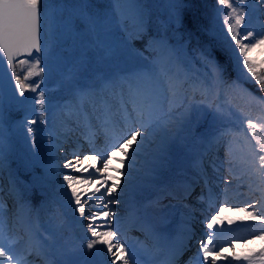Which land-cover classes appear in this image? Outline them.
I'll return each instance as SVG.
<instances>
[{"label":"rangeland","instance_id":"obj_1","mask_svg":"<svg viewBox=\"0 0 264 264\" xmlns=\"http://www.w3.org/2000/svg\"><path fill=\"white\" fill-rule=\"evenodd\" d=\"M89 1L88 4L86 0H41L47 6V12L43 17L46 34L44 51L38 55L22 58L15 65L16 74L22 80L27 75L26 84H39L40 87L36 92L27 88L30 100L24 106L21 118L12 129H8L4 122V104L0 91V201L6 207L3 212L4 245L7 247L10 240H15V236L11 234L13 227L11 228L10 223H7V217L14 220L19 218L24 221L25 232L30 231L32 242L26 244L27 238L22 237L21 242H15L12 245V254L24 256L26 264H44V260L53 264H62L69 257L77 261L84 259L83 254L87 252L86 244L90 238V230L88 223L83 222L84 220L78 223L77 216L69 209L70 190L67 189L63 176L76 177V171L66 168L65 164L75 159L73 153L86 152L82 147L87 146L90 141L99 151H103V145L112 141L110 140L111 136L118 137L115 136V132H106L108 129L106 127L105 133L95 134L94 126L89 124L100 119L102 112L105 115L110 114L105 101L107 104L118 103L121 106L120 91L117 92L116 88L112 87L114 83L120 90L118 85L124 83L125 77L150 71L157 75L166 71L173 76L180 70L182 80L188 79L190 85L197 86V90L191 88L192 90L185 94L187 104L176 111L173 124L166 130H157L154 135L150 136L140 147L135 159L130 158L137 145H133V149L128 150L129 156H125V158L128 161H135V163H143L150 169V172L140 170L132 165L126 167L120 165L122 168L120 173L132 171L136 176L147 177L146 181L137 183L144 189V194L141 197L143 214L148 218V221L144 222L145 229L161 230L169 225L167 215L170 205L167 203L152 204L148 203V200H151L156 193L162 192L174 175L171 163L172 153L191 151L203 136L207 138L203 151L206 148L212 150L211 138L229 131L231 134L225 135L224 147L222 148L217 143L214 152H211L213 156L218 154L220 157L211 158L209 155L208 157L213 163L234 158L232 166L225 164L220 167L218 164V167L223 168L224 173H235V168H239L238 178L235 180L239 183L238 188L250 186L249 190L253 196V203H255L254 207H247L248 212H254L257 215L264 213V181L260 179V174L264 170L258 168V156L264 155V153L257 151L256 139L239 129V121L244 116L251 119L261 117L264 123V104L250 101L244 92L247 90L255 97H260L244 82V79L249 78L251 74L243 65V56L239 54V49L236 47L235 41L231 40L227 26L224 24V17L229 10L225 6L219 5L216 0L214 24L217 25L222 39L231 47L232 62L237 72L236 80L224 82L216 78L211 69L204 65L201 58L202 51L190 49L184 42H171L166 36H158L146 38L143 48L137 46L134 40H140L142 33L146 32L148 27V10L142 7L138 0ZM55 2L57 3L55 4ZM160 7L164 11L158 18L164 20V17L168 15L171 22L177 27L179 23L176 20L175 0H161L155 4L156 9ZM260 7H264V3L259 5L248 3V8L251 10V13L249 12L251 23L249 24L246 20L245 25H241L242 33L246 25L257 34L264 33V15L259 11ZM140 16L143 19L142 28L137 27ZM137 32L140 35H135ZM248 42V40L244 41V43ZM33 57H39L41 60L40 67L43 68L41 75L28 76L29 68L35 63ZM248 57L251 61L260 60L264 64V45L251 49ZM21 61H25V63H21ZM60 87H64L67 93L65 107L57 105L49 95L52 89ZM81 87H85L95 95L90 105H88L89 103H80ZM40 91L45 93L43 109L35 102ZM211 103L217 105L214 110L210 109ZM128 108L131 110L130 104ZM120 113H122L121 107L117 115ZM33 120L36 123H32ZM68 125H74V127L68 129ZM29 127L33 129L32 133L28 132ZM42 127H44V132L41 131ZM88 130L94 133L95 138H98L97 141L84 137ZM117 133L122 134L121 130H117ZM13 140L21 147L22 163L26 171L29 172L34 165L40 164L46 172L45 179L40 180L33 177L32 184L39 192L50 195L54 199L56 207L53 208L43 203L35 209V216L29 214L26 202H22L20 194L17 193L20 182L11 179L3 172L8 163L6 153ZM163 141H167V144L160 151L159 147L162 146ZM59 146L63 148L58 149ZM229 147L239 149V151L233 154L228 153ZM115 152L123 154L120 151ZM69 155L72 157H67ZM62 157L67 160L60 161ZM150 158L156 160L154 165H146ZM56 161L62 164L60 169L52 168L46 164ZM196 161H199L203 171L204 167L211 171L214 169L213 166L203 164L199 151L191 157L190 162L180 172L184 179L189 178V169ZM212 177H217V174L214 173ZM128 181L133 182L134 180L129 178ZM122 186L124 184H120L112 195L115 194L118 198L122 197L118 192V190H123ZM76 187L79 189L81 185L77 184ZM254 187L257 189L254 190ZM102 190L104 188H101V192L97 193V196L102 194ZM94 191H90L89 194ZM199 191L201 190L199 189ZM7 195L14 196L11 207L6 201ZM243 195L244 193L241 192L239 197ZM210 201L211 203L218 202L217 195H212ZM196 202L203 206L204 210L207 209L200 199L196 198ZM118 205L119 207L123 206L120 202ZM95 207V204L85 207L84 217ZM190 208L188 206L187 210L191 211ZM141 214L142 212H138L137 216L140 217ZM199 217L203 219L201 213H199ZM159 221L162 222V225ZM177 222L176 220L175 225L178 226ZM235 225L237 226L235 229L237 238L249 236L255 241L254 246L245 249L243 253L251 254L258 250L255 256L256 260L253 262L264 264V258L261 257L264 241L259 238L264 234V223L260 220L246 218L235 222ZM117 229L118 226H115L114 230ZM122 237L126 239L124 235ZM45 239L52 241L49 252L43 248L42 243ZM206 240L208 241V239ZM135 243L132 240L126 242V247L131 253L134 251ZM232 243L234 246L236 245L235 240H232ZM256 244L258 245L257 250ZM23 245L25 248L22 247ZM215 246L212 243L211 247ZM69 250L74 251L70 252ZM34 252H39L40 262L36 259ZM230 252L231 249H227V254ZM201 254L203 255L202 252ZM5 264H7L6 261Z\"/></svg>","mask_w":264,"mask_h":264},{"label":"snow or ice","instance_id":"obj_2","mask_svg":"<svg viewBox=\"0 0 264 264\" xmlns=\"http://www.w3.org/2000/svg\"><path fill=\"white\" fill-rule=\"evenodd\" d=\"M255 3L257 5L264 3V0H218L219 5L225 6L227 11L224 17V24L227 26V32L231 36V40L235 41L236 47L239 49V54L243 56V65L247 68V71L251 73L256 82L260 85V90L264 91V75L258 72L257 65L254 61H251L248 57L251 49L264 45V33L257 34L254 30H251L245 26L243 33L241 32V25H245L246 20L250 24L248 3ZM41 0H0V64H2L4 57L7 59V66L12 69L11 76L15 80V87L19 91L21 96H24L26 88H29L32 92H36L40 87L39 84L28 85L25 83L27 76L24 80L16 74L14 67V59L20 55L32 56L33 51L40 53L43 51L41 43ZM184 7L182 2H178L176 5V20L179 23L181 21L180 8ZM259 11L264 15V7H260ZM138 28L143 27L142 16L139 17ZM234 21V22H233ZM135 35H140L137 32ZM134 35V38H135ZM248 40V43H244ZM201 58L204 65L211 69L212 74L220 79L223 76L224 69L216 62L213 53L210 49H206L201 53ZM35 63L31 65L28 71V76L41 75L43 68L40 67L41 60L39 57H33ZM25 63V61H21ZM120 88L119 95L121 97V112L124 114L126 120L130 123L138 125L129 129L125 133L122 143H115L112 145L115 151H120L124 156H129V149H133V145H137L131 153L130 159H135L137 152L140 151V147L144 145L145 141L154 135L157 130H166L173 124L175 119V113L181 107L187 104L186 92L191 87L193 90H197L195 84L189 85L188 81L182 80L178 75L172 76L166 71L154 74L151 71L147 73L133 74L124 78V83L118 85ZM112 87L115 89L117 85L114 83ZM244 92L249 97L250 101L264 104V97H255L252 93ZM126 97V99H125ZM183 97V98H182ZM41 109L45 107V93L40 91L35 101ZM107 106V101H105ZM131 105L129 110L128 105ZM219 111V109H217ZM242 111V110H241ZM110 112V109H109ZM32 123H36L35 120ZM264 128V124H256L252 120H248V128L251 131V136L256 139L257 151L264 153V138H257V128ZM28 132L32 133L33 129L28 128ZM229 132H225L222 135H230ZM139 138V140H138ZM127 145V147H125ZM115 151L111 152V156L115 155ZM76 157V165H73L71 161L65 164L66 168H70L71 171H80L77 167L80 165V157L78 153H73ZM255 155V153H254ZM97 156L102 157V168H96L90 177L84 178L75 177L71 175H64L63 180L67 184V189L70 190L69 204L73 206V211L79 213L80 217L85 216V205L90 202H95L97 208L101 206L106 210H98L90 212L91 219L88 223V229L90 230V238L86 244L88 250L84 253L85 259L74 260L71 257L64 260L62 264H90L87 257L91 256L92 250L96 248V245H104L107 249V254L112 257L110 264H137L136 252L133 251L131 256L127 255L125 244L119 241L113 242L116 232L112 230L111 219L115 215L110 209L109 205L117 203L116 199L108 200L105 202V196H111V194L118 187L117 184H113L111 187L105 188L107 180H104L99 187L95 188L94 192L90 194L79 190L76 185L83 184L87 186L89 180L93 178L96 173L101 171H107L109 169L110 156L105 153H97ZM96 157H85V159H95ZM122 164L123 160L120 161ZM231 164V160L228 161ZM89 167H94L89 165ZM258 168L264 170V155L258 156ZM83 171H88V168H84ZM119 171V170H118ZM109 179H111L109 177ZM261 181H264V172L260 174ZM101 188H105V192L97 196V193L101 192ZM87 195V199L83 197ZM254 207V205H252ZM239 211H247L246 208H240ZM5 207L3 202L0 201V264H26V258L24 256H15L12 254V245L16 242L10 240L6 247L3 243L5 239L4 233V220L3 212ZM220 211L211 217V220L207 223L208 229H213L217 223H222V212ZM100 217H104L105 224H96V220ZM251 220H260L264 223V213L254 214V212H248V217ZM232 223V221H229ZM107 228L106 231H101V228ZM264 241V234L259 237ZM213 242L212 233H208L207 243L200 242V251L203 253L202 258L197 255V264H209V257L213 256L214 249L211 247ZM115 249V251H114ZM101 251L100 249H96ZM74 251V250H69ZM261 257L264 258V249L261 250ZM217 258H223L227 260V257L213 256L211 264H216ZM233 259L239 261L243 259L248 261L249 264H253L252 256L245 255L243 257L236 255Z\"/></svg>","mask_w":264,"mask_h":264},{"label":"bare ground","instance_id":"obj_3","mask_svg":"<svg viewBox=\"0 0 264 264\" xmlns=\"http://www.w3.org/2000/svg\"><path fill=\"white\" fill-rule=\"evenodd\" d=\"M120 120L123 122H127L125 117L122 115L120 116ZM135 125L133 124L134 128ZM130 128V129H131ZM84 137L92 139L94 137L93 133L90 134L89 132L84 135ZM125 136H122L120 139L115 140L113 144L115 143H122L123 138ZM139 140V138H138ZM112 144V145H113ZM167 144V141H163L162 146L159 147V150L162 151L163 147ZM127 147V145H125ZM103 151H99L96 149V147H88L85 148L86 152L78 153L80 157V165H77L81 170L76 171V177H81L83 176L84 178H88L91 176V174L95 171L96 168H102V157L97 156V153H105L110 156V163H109V169L107 171H101L99 173H96V175L91 178L87 184V186L80 184L81 187L79 190L83 192L89 193L92 190H95L96 187H98L101 183H103L104 180H107V184L105 188L112 186L113 184H117L119 188L120 184H124L122 186L123 190H118L119 193L122 194V197L118 198L115 194L111 196H105V202L107 203L108 200L111 199H116L118 202L114 204L109 205V209L115 214L113 218L111 219V225H112V230H114V227L117 226L118 224H125L127 221L122 218L128 219L129 221H132L133 223H138L140 222L139 218H137L138 212H143V206H142V195L144 194V189L142 187H139L137 183L139 182H144L146 181L147 177L146 176H139L135 175L132 171H122L120 173V170L122 169L120 167L124 166L126 167L127 165H132L136 166L140 170L150 172V169L147 168V166L143 165V163L138 162L135 163V161H128L123 154H118L115 152L114 156H111V152L115 151L112 146L104 145L103 146ZM70 157V156H67ZM85 157H96L95 159H85ZM74 160L72 161L73 165H76V157L74 156ZM123 160L124 163L122 164L120 161ZM229 160H231V164H229ZM148 162L146 165H154L156 160L154 158H150L147 160ZM234 162V158L231 159H224L223 164L227 165L229 164L232 166ZM89 165H93L94 167H89ZM84 168H88V171H83ZM119 170V171H118ZM201 170L202 167L199 164V161H196L195 164L190 168L188 175L190 176L192 182L193 180H197L198 178L201 177ZM159 171V169H157ZM219 172V174H218ZM217 175L218 177L216 179H212L210 184L212 186H215L217 188V197H218V202L215 204H211L209 202V189L206 188L205 192L203 193L201 199L202 201L206 204L208 214L204 215V219H200L198 217V211L197 213L192 214V221H189V216L187 215V212L184 210V205H176L174 208L168 207V220H169V225L167 228H163L162 230H147L149 237L157 241H162L164 237H166L170 231L173 230V225L176 220L179 221V230L175 234H189L190 229L192 225L197 224L198 225V232L203 233L206 238H208V233L211 232L213 236V242L214 245H216L214 249V253L216 256H221V255H226L231 258L232 263L231 264H249L248 262H245L243 259L237 261L233 259L234 256L239 255L241 257L245 255L252 256L253 260H256L255 256L258 252V245L256 244V252L255 253H243V251L246 249H250L252 246H254L255 241L252 237L246 236L243 238H237L235 235V229L236 225L235 222H239L242 219H246L248 217V210L247 211H239L238 209L240 208H246L248 206H255V203H253V196L250 193L249 187H244V188H238L239 183L236 182V178H238V172L239 168H235L234 172H227L224 173L221 169L218 170ZM122 174V175H121ZM121 175V176H120ZM109 177L111 179H109ZM133 179L134 181H128V179ZM253 187V186H251ZM102 190V193L105 192ZM116 188V189H117ZM257 188L254 187V190ZM234 190V191H232ZM244 193L243 196L239 197L240 193ZM161 194V193H160ZM157 196V195H156ZM87 195L83 197L85 199ZM69 200V199H68ZM122 203L123 206L119 207L118 203ZM89 204H95V202H90ZM96 205V204H95ZM85 205V207H87ZM73 206H69L70 211L74 213V215L77 216L78 220L77 222L80 223L82 220H85L87 223H89L91 216L90 213L86 217H80L79 213H75L73 211ZM220 208H223L224 211L222 212V223H217L213 229H208L207 228V223L211 220V217L213 215H216L219 211ZM98 210H106L103 209L102 206L98 209L97 206L91 211L95 212ZM143 216V215H142ZM194 216V217H193ZM229 221H232V223H229ZM160 222V221H159ZM105 218L100 217L96 220V224H105ZM160 225H162V222H160ZM232 231H229V230ZM101 231H106L108 230L106 227L101 228ZM116 232V236L114 237L113 242H121L125 244L126 252L128 256H131V251L128 250L126 247V242L130 239V237H126V242L124 238L120 236L119 233ZM90 233V231H89ZM168 233V234H167ZM172 238H175L173 236ZM232 240H235L236 245L234 246L232 243ZM134 251L136 252V260L137 264H156L157 260H152L150 259L151 256L148 254L147 251L145 250H140L141 245L139 243L134 245ZM231 249V252L227 254V249ZM96 249H100L101 251H97ZM88 251V250H87ZM115 251V249H114ZM92 255L87 257L88 261L90 264H110V261L112 259L111 256L107 254V249L106 246L104 245H96V248L92 250ZM84 257V254H83ZM213 256L209 257V264H211ZM36 259H41L39 255H36ZM85 259V257H84ZM41 261V260H39ZM219 260H216V264H226L223 262H217ZM44 264H53L48 262V260H44ZM117 264H120L119 261H117ZM253 264H257L256 262H253Z\"/></svg>","mask_w":264,"mask_h":264},{"label":"trees","instance_id":"obj_4","mask_svg":"<svg viewBox=\"0 0 264 264\" xmlns=\"http://www.w3.org/2000/svg\"><path fill=\"white\" fill-rule=\"evenodd\" d=\"M140 1L143 6H150V2L153 0H148L146 3V0ZM178 2H182L184 5V7L179 9L181 13L180 26L175 29L170 24L164 25L160 23L156 19V12L151 9L148 16V32L146 35L158 36L165 34L168 35V38L172 41L180 40L186 42L190 48H200L203 52L206 49H210L216 62L224 69L221 79L228 82L236 79L237 74L232 63L230 45L222 39L221 35L217 34V28L213 23V11L216 6V0H176V3ZM143 36L145 37V34H143ZM135 42L141 47L143 40H135ZM255 64L257 65L258 72L261 75H264V65L260 64L259 61ZM245 82L249 88L264 97V91L260 90V85L256 82L252 75ZM59 98L61 100L63 99L62 97ZM19 111V107H16L11 112L7 113L9 122H12L17 118ZM242 118L241 129L251 134L252 130L248 128V120L250 119H246L245 117ZM252 121L258 125L263 124L260 118H255ZM256 132L257 138L264 137V128L258 127ZM9 156L10 167L8 171L12 176L22 180V186L27 188V191L23 193V195L29 201L30 205H34L41 200H45V198L40 196V193L28 183L29 179L34 174L43 178L44 173L42 170L36 166L32 172L26 173L22 167L20 155H18L17 151L9 153ZM185 160L186 158H182L177 163L180 164Z\"/></svg>","mask_w":264,"mask_h":264},{"label":"water","instance_id":"obj_5","mask_svg":"<svg viewBox=\"0 0 264 264\" xmlns=\"http://www.w3.org/2000/svg\"><path fill=\"white\" fill-rule=\"evenodd\" d=\"M41 43L42 46L44 45V38H43V29H42V21H41ZM35 51H33L34 53ZM20 55L15 57L14 62L18 59ZM12 69L7 66V59L4 57L2 64H0V86L3 93V98L6 105H9L10 101L17 102V103H24L28 99V95L26 91L24 92V96H21L19 91L15 87V80L11 76Z\"/></svg>","mask_w":264,"mask_h":264}]
</instances>
